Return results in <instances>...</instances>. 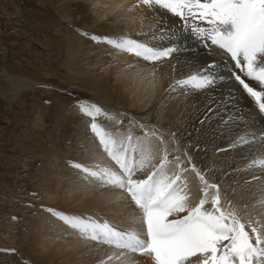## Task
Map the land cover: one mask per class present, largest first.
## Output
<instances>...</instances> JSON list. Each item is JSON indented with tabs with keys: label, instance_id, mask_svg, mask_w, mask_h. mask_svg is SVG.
<instances>
[{
	"label": "snow or ice",
	"instance_id": "obj_1",
	"mask_svg": "<svg viewBox=\"0 0 264 264\" xmlns=\"http://www.w3.org/2000/svg\"><path fill=\"white\" fill-rule=\"evenodd\" d=\"M139 4L162 10L161 27L152 32L150 40L92 39H103L150 63L180 53L188 37L209 54L213 48L223 53L231 61L227 76L217 70L215 60L188 64L169 84V91L205 95V120L217 118L221 133H231L227 146L215 152L247 151L245 169H264V0H139ZM164 16L176 18L178 24L174 21L169 26ZM157 39L167 42L153 43ZM228 78L234 81L235 90L217 98L216 89ZM242 100L247 102V112L241 108ZM76 107L90 118L88 128L105 166H73L85 179L117 190V198L134 205L135 211L121 221L102 222L56 212L61 221L85 240L121 250L117 259L131 252L149 257L152 264H264V216L258 220L234 205L230 198L234 189L224 188L210 174L211 168L202 170L187 151L169 159L168 143L155 131L145 130L143 137L134 138L130 130L125 134L104 126L98 117L116 125L123 120L96 102L78 100ZM176 136L171 134L172 151L179 153ZM153 137L160 147L151 143ZM260 194L264 205V187Z\"/></svg>",
	"mask_w": 264,
	"mask_h": 264
},
{
	"label": "rangeland",
	"instance_id": "obj_2",
	"mask_svg": "<svg viewBox=\"0 0 264 264\" xmlns=\"http://www.w3.org/2000/svg\"><path fill=\"white\" fill-rule=\"evenodd\" d=\"M86 4L81 0H0V264H133L129 257L141 255L126 252L117 259L121 250L83 239L56 216L60 212L101 222L121 221L135 211L134 205L114 197L117 190L85 179L73 166H105L97 154L83 155L93 143L76 142L78 126L94 140L88 128L90 118L77 109L78 100L96 102L123 120L116 125L104 116L97 118L111 130L118 128L125 134L130 130L134 138L143 137L145 130L155 131L168 143L169 159L180 155L172 151L171 143L179 101L165 99L172 116L161 125L143 116L145 127L138 129L128 114L134 111L120 89L121 82H115V59L111 54L100 55L113 46L92 39L125 37L123 26L94 18L86 12ZM82 19L89 23L94 19V23L82 25ZM113 50L122 54L118 63L123 53L130 54ZM9 76L20 83L24 79L36 82L15 92ZM151 143L160 147L155 137ZM185 145L179 147L190 155ZM120 201L125 209L112 211V205Z\"/></svg>",
	"mask_w": 264,
	"mask_h": 264
},
{
	"label": "bare ground",
	"instance_id": "obj_3",
	"mask_svg": "<svg viewBox=\"0 0 264 264\" xmlns=\"http://www.w3.org/2000/svg\"><path fill=\"white\" fill-rule=\"evenodd\" d=\"M81 1L89 3L86 4V12L93 15L94 18L101 20V22L107 21L110 26L121 24L124 29L123 33L126 35V37L129 36L141 39L142 41L146 39L150 40L152 32L161 27L160 12L162 10L149 9L146 6L139 4V0ZM164 19L167 21L169 26L172 25L174 21L178 24V21H176V18L174 17L164 16ZM93 23L94 19L90 23L86 19H82L81 21L82 25H93ZM96 24H98V22ZM166 42V39L163 41L159 39L153 41V43L157 44ZM182 49L183 50L180 53L173 54L171 58L155 63L147 62L142 58L135 56L134 54L125 53H123V61L118 63L122 54H118L119 52L113 50V47L107 51L101 50L102 53L100 55L105 56L106 54H111L109 56L115 59L114 62L116 63L114 64L112 70H115L114 72L117 75L114 76L113 74L112 76L115 77V82H121L120 89L123 90L126 98L129 100L130 110L134 111H128V114L135 122L138 123V129H140L139 125L142 124L144 120H150L151 122H155L158 125H161L164 120H168L169 116H172V114L167 112L165 99L172 97L173 99L171 102L173 103L174 98L176 97L175 100H178L179 104L176 107L175 114L179 120L175 123L173 132L177 134L176 139L178 144L186 143L185 146L189 148L188 151L193 157V162L196 163L198 167H200L202 170L211 168L212 172L210 174L216 176L224 188L234 189V191H232L230 194V198L232 199L234 205H236L238 208H241L242 212L246 211L253 213L256 219L261 220V217L264 216V205L260 204V200L262 199L260 189L264 187V169H245L244 164L245 157L248 155L247 151L242 152L240 149H232L224 152H215L217 148L227 146L228 136H230L231 133H229L227 136L221 133L220 127L217 125V118L205 120L203 114L205 113V105L208 102L205 95H197L190 92L187 96H183L180 94L179 90H177L178 92L175 91L177 94L175 92L169 91V84L175 78H179V74L186 70V66L188 64H205L210 60H215L219 66L217 70L221 71L225 76H227L228 71L231 69V61L227 60L223 53L219 52L215 48H213L211 50V54H209V52L206 51L192 37L184 39ZM178 58L180 61L179 64L177 63ZM116 71L118 72L116 73ZM8 78L10 80V88H13L15 92L21 86L29 87L32 83L36 82L29 79H24L27 81L20 83L10 76L7 77V79ZM233 86L234 81L228 78L223 82L221 87L216 89L214 95L218 98L219 96L226 94L229 90H235ZM246 103V101L242 100L241 108L245 112L249 110L246 107ZM151 110L156 112V114L153 112L155 116H153V113V115H151ZM142 117L144 120H142ZM152 119L154 120L152 121ZM201 120H205V122L201 123ZM79 128L82 130V132H80ZM76 133V142L78 141L80 145H90L91 143L94 144L91 150L83 153V155L85 156L92 154L96 156L97 154L99 157L98 159H102V153L96 150L95 141L90 138L89 134H84V129L81 126H78ZM189 133H191V135H189ZM174 147L175 146H173L172 149ZM179 148V153L182 155V153L186 151L185 147ZM253 175L258 179L254 180L252 178ZM74 181H71L70 179V182ZM57 188H60V186ZM81 195L83 196V194ZM97 195L94 194V196ZM109 196L113 198L112 194ZM117 196L118 192L114 193V197L116 199H118ZM124 201L127 202L126 200ZM118 203H121V201L117 202V204ZM245 203L248 204L247 209L243 208ZM117 204L114 205L115 207L112 205V211H121L125 209V206L121 207L119 204L117 206ZM261 222L264 223V220H261ZM63 224L66 227V224ZM56 235L59 237L61 234L57 232ZM129 262H133V264H152L151 259L143 255H133L129 257Z\"/></svg>",
	"mask_w": 264,
	"mask_h": 264
}]
</instances>
